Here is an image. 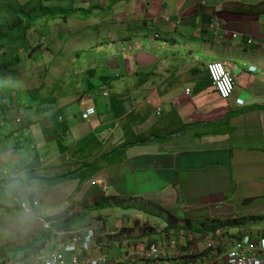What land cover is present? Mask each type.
I'll list each match as a JSON object with an SVG mask.
<instances>
[{
  "label": "crops",
  "instance_id": "obj_1",
  "mask_svg": "<svg viewBox=\"0 0 264 264\" xmlns=\"http://www.w3.org/2000/svg\"><path fill=\"white\" fill-rule=\"evenodd\" d=\"M43 1L92 14L77 12L33 29L32 35H46L81 21L86 34L73 41L66 59L71 73L44 98V105L33 107L35 121L28 125L33 133L36 127L38 162L26 164L19 157L11 160L12 170L22 168L36 182L96 162L101 166L93 175L70 185L79 183L83 200H142L176 223L264 213V0ZM215 59L225 62L234 77L229 99L218 95L207 74L206 63ZM88 105L95 106L96 114L83 119ZM104 131L109 135L103 140ZM114 136L122 142L113 144ZM93 139L98 143L91 148ZM126 140L132 142L126 158L107 165L105 154ZM6 159L0 163L7 164ZM38 184L36 202L44 192V183ZM109 208L104 211L115 207ZM123 224L90 213L76 228L86 234L94 227L97 236L88 254L105 253L116 264H213L225 242L240 237L179 239L163 261L154 262L141 256L149 245L145 240L99 242L108 235L118 238ZM141 226L128 228L135 235ZM58 236L59 244L70 241V236ZM165 242L157 236L151 244ZM188 256L192 259L183 262Z\"/></svg>",
  "mask_w": 264,
  "mask_h": 264
},
{
  "label": "rangeland",
  "instance_id": "obj_2",
  "mask_svg": "<svg viewBox=\"0 0 264 264\" xmlns=\"http://www.w3.org/2000/svg\"><path fill=\"white\" fill-rule=\"evenodd\" d=\"M83 33L86 34L84 24L81 21H74L68 23V25L65 23L60 30H53L51 34L43 35L42 31L35 32L31 38L32 47H36L32 56L25 54L20 63L14 66L13 71H10L9 74H0V82L4 83L6 89L10 90L12 98L18 91H21L24 92V97L46 102L44 98L51 96V91L55 88V85L60 84L71 73V68H65V62L72 55L70 51L74 48L73 41ZM9 98L10 96H5L7 102ZM8 103L11 109L6 112L0 111V144L6 146L8 151L0 149V158L9 159H6L7 164L0 163V175H2L3 168H6L8 173L17 172L18 179L26 180L31 176L24 175L25 172L21 173L22 168L12 170L13 163L11 160L17 161L20 157V161L26 164L34 161L38 162L39 160V153L34 146L36 127L34 126V133L32 129V122L35 121L34 110L22 105L17 107L13 99ZM30 121L32 124L28 125ZM19 130L24 131L23 136H21ZM29 130L31 131L27 132ZM20 140L23 141L20 142ZM25 169L28 170L27 167ZM44 176L50 178L51 175ZM72 183L74 182L65 181L53 185L42 184L41 188L44 192L41 196L43 199L40 196L37 197L36 210L33 209L28 213L17 209L16 204L13 205V201L18 202L14 200V197L21 192V196L28 200L30 194L34 196L35 193H38V182H33L26 187H20L16 183H12L11 188L10 185L6 189H0V199H3L0 202L8 206L5 208L0 204V250L15 251L16 257H22L24 255L23 247L34 240L41 239L42 236L46 241L45 248L51 247V242L58 239L59 236H56L58 234L56 230L46 236L45 233H48L46 228L50 227L51 223L59 216L61 219H66L71 215L72 217L75 214L77 216L82 212L83 199L79 196V190L76 189L79 183H75L71 187ZM12 188H15V193ZM41 200H43V203ZM135 202L146 206L142 200H136ZM147 208L154 210L149 206ZM104 212L106 213L105 218L110 217L113 224L118 225L123 220V225H126L118 228L119 234H121L118 238L124 237L129 242L130 239L134 242L145 240L146 243L157 236L162 238L159 232L163 230L165 222L156 216L140 210H123L117 207ZM128 225L129 227H133V225L136 227L142 226L138 232L135 231V235H132ZM260 225L251 226L250 229L263 227V225ZM234 230L237 232L236 229ZM214 240L217 241V239ZM42 241H44L43 238L39 242ZM212 242L214 241L208 243Z\"/></svg>",
  "mask_w": 264,
  "mask_h": 264
},
{
  "label": "trees",
  "instance_id": "obj_3",
  "mask_svg": "<svg viewBox=\"0 0 264 264\" xmlns=\"http://www.w3.org/2000/svg\"><path fill=\"white\" fill-rule=\"evenodd\" d=\"M260 11H264V8ZM77 12L85 14L86 17L92 14L91 11H84L82 9L49 6L46 5L43 0H29L26 2H21L20 0H0V74H9L10 71H13L14 66L20 63L25 54L32 56L36 47H32L31 45V33L39 23L55 19H62L65 21L70 17L76 16ZM79 18H81V16ZM23 94L24 92L18 91L12 98L10 90L6 89V85L0 82V111L6 112L10 110L11 107L8 102H11L12 99L16 103L17 107L22 105L26 106L28 109H33L35 105L41 106L46 103L39 100L35 101L33 98L24 97ZM5 96H10L8 102L6 101ZM95 143H98L96 139L91 140L90 147L92 148ZM131 143L132 142L126 140L122 143V145L115 147L112 151L106 153L105 158L109 162L107 165L122 162L127 156V150L132 146ZM99 165V163L93 162L82 166L74 174L70 173L60 177L41 178L37 179L36 182L48 185L62 183L65 181L81 182L86 177L93 175V173L99 169ZM33 182H35V180L31 177L26 180H13L10 185L12 183H16L17 186L26 187ZM12 186L13 185H11L10 188ZM7 187L3 189H6ZM12 189L15 193V188ZM5 196H7V194H5ZM109 207H117L123 210H140L144 213H148L162 219L165 222V226L160 232V235L163 236V238H161L162 240L168 239L172 236H177L183 240L186 237H192L194 239H205L210 236L214 239H221L226 235L239 237L242 234L249 232L251 230V226L264 223V213H247L245 215L233 216L229 218L209 217L203 219L202 221H195L190 218H186L182 223H176L170 218L163 216L160 212L149 209L139 202H133L131 199L117 196H97L91 200H83L81 214L77 216H75V214L73 217L71 215L66 219H61L60 216L57 217L56 220L51 223L50 227L46 228L48 229V233H45V235L47 236L53 230L58 231L64 229H75L76 226L83 225L87 215L89 216L92 212L95 213V216H97L96 218L102 219V217H105L106 215L104 210L110 209ZM58 219L59 221H57ZM231 228L236 229L237 232H234V234L231 232L230 234L229 230ZM224 234L226 235L224 236ZM42 238L44 241L39 242ZM42 238L34 240L27 246L23 247L22 251L24 255L21 258L31 256L44 250L46 241L43 236ZM109 241L122 243L124 239H111V235H108L105 239L99 238V242L104 244ZM152 241L153 238L148 241V244ZM14 258H16L15 251L0 250V264H6L7 261ZM195 258L196 257H194V259ZM191 259L192 256H188L183 260V262H189Z\"/></svg>",
  "mask_w": 264,
  "mask_h": 264
},
{
  "label": "built area",
  "instance_id": "obj_4",
  "mask_svg": "<svg viewBox=\"0 0 264 264\" xmlns=\"http://www.w3.org/2000/svg\"><path fill=\"white\" fill-rule=\"evenodd\" d=\"M211 26L220 28L219 23H214ZM234 36L237 35L234 34ZM206 69L214 90L222 99H229L234 92L235 81L225 62L217 59L210 60L206 63ZM186 91L189 92L188 89ZM107 94L108 92H105V95ZM242 102V99H237V103L241 104ZM96 111L95 106L88 105L81 116L83 119H89L96 114ZM108 135V131H104L100 136L104 140L108 138ZM111 142L117 145L122 141L114 136ZM17 177V172L8 173L6 169H3L2 175H0V189L7 187ZM14 200L18 201L21 209H30L29 201L24 199L21 193H18ZM14 203L15 201H13ZM261 225L263 227L253 228L239 238L233 239L232 242H225L222 250L216 253L213 264H264V223ZM86 231L84 234L82 228L58 230L56 231L57 235L70 236V241L59 244L55 239L51 242V247L25 258L16 257L7 261L6 264H116V262H111L113 258L105 253H99L95 256L88 254L91 243L97 236V230L94 227H89ZM179 239L177 236H172L165 239L166 242L162 245L150 243L146 250L141 253V256L154 262L163 261L168 256L170 248L178 245Z\"/></svg>",
  "mask_w": 264,
  "mask_h": 264
},
{
  "label": "water",
  "instance_id": "obj_5",
  "mask_svg": "<svg viewBox=\"0 0 264 264\" xmlns=\"http://www.w3.org/2000/svg\"><path fill=\"white\" fill-rule=\"evenodd\" d=\"M28 201H29L30 206L34 208L35 207V201H34V196L32 194H30L28 196Z\"/></svg>",
  "mask_w": 264,
  "mask_h": 264
},
{
  "label": "clouds",
  "instance_id": "obj_6",
  "mask_svg": "<svg viewBox=\"0 0 264 264\" xmlns=\"http://www.w3.org/2000/svg\"><path fill=\"white\" fill-rule=\"evenodd\" d=\"M17 179H18V177H17ZM15 180H16V179H15ZM11 182H13V181H11ZM11 182H10V183H11ZM9 185H10V184H9ZM19 193H21V192H19ZM21 194H22V193H21ZM34 201H35V200H34ZM35 204H36V201H35ZM30 207H31V206H30ZM75 229H76V228H75ZM56 236H58V235H56Z\"/></svg>",
  "mask_w": 264,
  "mask_h": 264
}]
</instances>
